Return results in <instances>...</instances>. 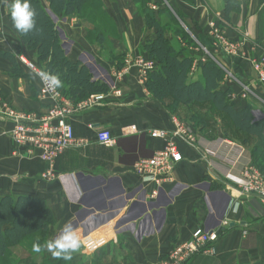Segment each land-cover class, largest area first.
Listing matches in <instances>:
<instances>
[{
  "label": "crops",
  "instance_id": "0c3cea01",
  "mask_svg": "<svg viewBox=\"0 0 264 264\" xmlns=\"http://www.w3.org/2000/svg\"><path fill=\"white\" fill-rule=\"evenodd\" d=\"M101 1L117 32L108 39L120 55L118 61L99 51L83 26L58 22L68 60L85 65L107 92L97 94L101 99L96 102L91 98L95 95L74 102L62 94L73 108L80 107L68 118L73 145L59 158L52 179L42 178L46 167L37 154L13 144L12 125L3 116L7 109L42 116L50 101L40 96L38 78L18 63L20 55L33 61V53L9 23L6 6L0 7V200L24 196L45 201L53 217L47 242L71 224L81 244L72 254L90 252L88 264H157L175 245L190 241L197 229L219 230V240L214 253L197 255L186 264H264V203L240 192L242 173L255 166L257 140L234 130L207 104L184 106L170 95L156 98L148 87L151 70L133 65L126 75L116 77L127 58L156 68L143 50L155 32L145 26L130 0ZM231 2L151 0L149 6L157 13L168 10L182 16L192 35L207 39L210 57L223 73L219 89L227 92L228 102L234 110L248 108L256 120H264V81L253 68L264 58V0ZM41 3L47 8L45 0ZM213 23L226 41L240 45L237 56L222 50L212 35ZM168 40L179 50L174 37ZM191 81H202L200 70ZM104 130L114 139L113 146L97 142ZM212 142L231 144L234 166L205 154ZM169 144L182 160L159 185L145 182L136 164Z\"/></svg>",
  "mask_w": 264,
  "mask_h": 264
},
{
  "label": "trees",
  "instance_id": "16d2710c",
  "mask_svg": "<svg viewBox=\"0 0 264 264\" xmlns=\"http://www.w3.org/2000/svg\"><path fill=\"white\" fill-rule=\"evenodd\" d=\"M136 6L139 15L151 23L145 22L149 29L157 30L153 40L148 41L143 50L148 58L156 63V68L148 73V87L158 99L170 95L173 100L184 106L207 104L217 113L223 115L234 130L257 141L253 146L252 155L255 167L264 175V120H256L250 109L239 111L233 109L227 100V92L219 89L222 71L212 61L205 60L199 64L202 81L189 79L193 65L191 56L179 55L166 40L161 27L150 9L151 0H131ZM188 5H194L195 0H181ZM228 1V0H226ZM47 8L42 6L41 0H30L35 9L36 26L24 35L17 31L11 19V9L7 13L9 23L16 29L21 43L28 52L33 53V62L61 81L58 90L65 97L79 102L91 95L107 92V87L92 78L88 68L80 61L70 62L62 46V34L58 22L62 19L76 20V23H89L93 30H86V38L97 46L99 51L112 54L109 42L100 20L108 17L101 0H45ZM165 15L167 20H173L168 10L158 13ZM179 16V15H177ZM153 23L155 25H153ZM159 28V29H158ZM159 30V31H158ZM96 32V33H95ZM202 46L209 48L210 43L204 37L200 38ZM257 158V159H256ZM53 225V217L46 202L31 197L6 196L0 200V264L5 257H9L7 264H69L68 260L51 259L36 261L37 253L33 251V244L47 240L49 227ZM21 249L27 250L30 257L21 260L18 253ZM10 250L11 252L9 253ZM9 253V254H8ZM8 254V255H7ZM7 255V256H6ZM53 263H49V262Z\"/></svg>",
  "mask_w": 264,
  "mask_h": 264
},
{
  "label": "built area",
  "instance_id": "2783aa9c",
  "mask_svg": "<svg viewBox=\"0 0 264 264\" xmlns=\"http://www.w3.org/2000/svg\"><path fill=\"white\" fill-rule=\"evenodd\" d=\"M212 35L218 41L222 50L231 56H237L241 50L240 45L226 41L220 34L218 28L211 25ZM18 63L31 75L36 76L40 81V96L50 101V106L42 116L24 114L13 110H5L3 116L10 121L12 129L10 132L11 141L18 149H26L29 155L37 154L45 164L46 170L42 174L43 179L54 178L55 166L69 147L73 145L74 136L69 116L75 108L68 103L58 87L46 79L50 76L40 69L35 62L24 55L18 56ZM133 65H139L144 70L153 69V63H143L139 58L134 62L127 58L124 61L121 71L116 72V77L126 75ZM254 71L260 81H264V58L253 63ZM117 94H120L117 92ZM94 102L99 101L101 96L91 97ZM157 137H165L163 132H155ZM97 142L101 146H113L114 139L108 131H101L97 135ZM229 143L212 142L206 149L208 157L219 158L228 166L235 165V150H232ZM233 152V153H232ZM182 160V156L176 151L172 144H169L163 151L156 153L153 158L141 161L135 168L145 182L159 185L169 178L171 168ZM243 184L240 188L242 194H252L264 203V177L254 169H245L242 173ZM155 195V193H153ZM219 230L197 229L188 242L175 245L170 252L161 258L157 264H186L191 258L197 255H211L214 253L215 245L219 240Z\"/></svg>",
  "mask_w": 264,
  "mask_h": 264
},
{
  "label": "rangeland",
  "instance_id": "374dc122",
  "mask_svg": "<svg viewBox=\"0 0 264 264\" xmlns=\"http://www.w3.org/2000/svg\"><path fill=\"white\" fill-rule=\"evenodd\" d=\"M230 2H231V0H229V3ZM11 4H12V0H0V7L6 6L7 13L11 9ZM231 6H232V4H231ZM150 9L153 10V8H151V7H150ZM153 12L155 13V18L158 22L156 24H159L161 26V27H159L160 31H162L166 40H168V38L170 39V37H174V39H175L174 42L176 41L175 43L177 45L179 43V45H180V46L178 45L179 50L177 49L175 52H177L179 55H184V56L187 55V56L192 57V59H193V66L192 67H194V68L190 72L189 79L192 80L199 74V70H198L199 67L198 66L201 62L208 60V61H212L215 64L214 60L211 59V57H210V53H209L210 47L206 48V47L202 46L200 43V38H202V35H192L189 31L190 23L185 21L184 19H182V16H177V15L172 14L173 20L169 21V20H167L165 15L160 16L155 9L153 10ZM138 14H139V12H138ZM62 20H64V19H62ZM142 20H143L144 24H145V22L151 23L149 21H146V19L144 20V18H142ZM69 21L76 23L75 19L69 20ZM99 22H100V24H102L101 26H103L104 31L106 32L107 38H114L117 36L116 35L117 32L113 26L112 19H111V21L100 20ZM215 22H218V20L216 19ZM82 24L86 30H93V27L91 26V24H89V23H82ZM153 25H155V24L153 23ZM153 30L155 32L153 37H155L157 30L155 29V27L153 28ZM169 43H170V41H169ZM105 54H106V56H108L107 58L114 59L117 61L120 59V55L119 56L116 55L113 48H112L111 56H109L107 53H105ZM92 69L98 75L103 74V72L100 69H99V72H98V69H96V68L92 67ZM256 117L258 118L259 116L257 115ZM220 118H225V117L223 115H221ZM261 161L264 162V159H261ZM248 169H251V168H248ZM252 169L259 172V174L264 177V175L255 166ZM47 243H48L47 240L43 243L42 254L39 256L37 255L36 261L46 260L47 258H49V259L52 258L51 260H53L54 257L52 256V254H50L51 255V258H50V256H48V254L45 253V251H47V247H46ZM8 251H9V253L11 252L10 250H8ZM26 251L27 250L21 249L20 252L17 254L21 260H24L25 258L30 257L29 253L27 254ZM82 252H83V253H81L82 255L81 254L80 255L79 254L78 255L72 254V258L70 260H68L69 264H88V262H87L88 260L86 261L85 258H86V256L92 257V254L90 252L86 253V251H82ZM9 257H5L3 264H7V262L10 260ZM49 263H53V262L51 261Z\"/></svg>",
  "mask_w": 264,
  "mask_h": 264
},
{
  "label": "clouds",
  "instance_id": "9594fccd",
  "mask_svg": "<svg viewBox=\"0 0 264 264\" xmlns=\"http://www.w3.org/2000/svg\"><path fill=\"white\" fill-rule=\"evenodd\" d=\"M10 15L14 27L24 35L31 32L36 26V12L31 7L30 0H12ZM46 79L57 87L61 85V81L55 76H48ZM32 247L34 252L42 251V246L39 243L33 244ZM46 247L54 258L70 260L72 253L77 252L81 244L73 226L66 224L61 234L55 240L49 241Z\"/></svg>",
  "mask_w": 264,
  "mask_h": 264
}]
</instances>
